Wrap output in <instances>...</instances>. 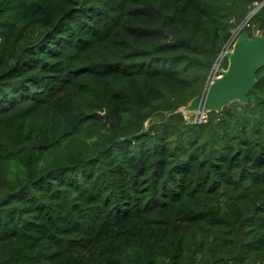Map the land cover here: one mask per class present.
Segmentation results:
<instances>
[{
  "label": "trees",
  "instance_id": "trees-1",
  "mask_svg": "<svg viewBox=\"0 0 264 264\" xmlns=\"http://www.w3.org/2000/svg\"><path fill=\"white\" fill-rule=\"evenodd\" d=\"M240 24L264 0H0V264H264V66L182 110Z\"/></svg>",
  "mask_w": 264,
  "mask_h": 264
},
{
  "label": "water",
  "instance_id": "water-1",
  "mask_svg": "<svg viewBox=\"0 0 264 264\" xmlns=\"http://www.w3.org/2000/svg\"><path fill=\"white\" fill-rule=\"evenodd\" d=\"M226 55L229 65L222 77L206 85L182 110L217 111L223 116V108L231 101L249 100L248 92L257 83L256 73L264 66V35L250 37L247 32L240 33L234 51Z\"/></svg>",
  "mask_w": 264,
  "mask_h": 264
},
{
  "label": "rangeland",
  "instance_id": "rangeland-1",
  "mask_svg": "<svg viewBox=\"0 0 264 264\" xmlns=\"http://www.w3.org/2000/svg\"><path fill=\"white\" fill-rule=\"evenodd\" d=\"M231 22L232 23H234V19L233 20H231ZM244 26V25H243ZM242 24H240V25H236L235 27H233V29H232V36H231V38H232V40H230L229 39V41H226L224 44H223V46H225L224 47V52H223V55H222V58H224L225 60H223L222 61V65L220 66V68H219V70L217 71V73H216V75L215 76H212L213 77V79H212V81H209L210 83L211 82H213L215 79H217V78H220V77H222V75H223V71L224 70H226L227 68H228V65H229V60H228V57H227V53H229V52H233L234 51V47H235V44H236V42H237V39H238V37H239V35H240V33H242ZM256 35H263L262 33H260V32H255V36ZM225 55V56H224ZM218 60H216V62H217ZM215 62V63H216ZM210 73H211V71H210ZM211 77V78H212ZM209 79V78H208ZM208 82V81H207ZM209 84V83H208ZM207 83H206V85H208ZM236 101L237 100H234V101H231L229 104H232V105H236ZM185 111L186 110H183V112L185 113ZM199 111V110H198ZM186 112H192V111H186ZM195 112V111H194ZM185 119H186V121L188 122V123H193L194 121H191V119L189 118V117H185ZM148 126V125H147Z\"/></svg>",
  "mask_w": 264,
  "mask_h": 264
},
{
  "label": "built area",
  "instance_id": "built-area-1",
  "mask_svg": "<svg viewBox=\"0 0 264 264\" xmlns=\"http://www.w3.org/2000/svg\"><path fill=\"white\" fill-rule=\"evenodd\" d=\"M232 38L230 40H232ZM224 50L225 49H223V51L219 54L218 61H217L218 64L215 67H213V70L210 73V76H209L207 84L210 83L209 81H212V79H213L212 76L216 75L217 71L219 70L220 66L222 65L221 63L224 60V58H222ZM184 116L185 117H189L191 119V121H194L193 124H196V123H199V124L200 123H207L209 121V119H210L209 111H195V112L194 111H192V112H186L185 111ZM148 124H149V122H148Z\"/></svg>",
  "mask_w": 264,
  "mask_h": 264
},
{
  "label": "clouds",
  "instance_id": "clouds-1",
  "mask_svg": "<svg viewBox=\"0 0 264 264\" xmlns=\"http://www.w3.org/2000/svg\"><path fill=\"white\" fill-rule=\"evenodd\" d=\"M218 60V59H217ZM210 112V111H209Z\"/></svg>",
  "mask_w": 264,
  "mask_h": 264
}]
</instances>
